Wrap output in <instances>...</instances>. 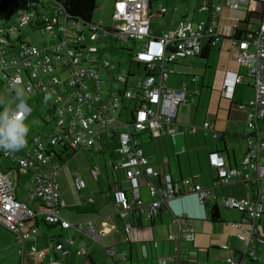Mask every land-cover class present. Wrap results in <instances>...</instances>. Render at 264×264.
<instances>
[{
    "label": "built area",
    "instance_id": "built-area-1",
    "mask_svg": "<svg viewBox=\"0 0 264 264\" xmlns=\"http://www.w3.org/2000/svg\"><path fill=\"white\" fill-rule=\"evenodd\" d=\"M259 1L263 9L254 33L243 39L234 38L236 61L245 67L246 73L227 71L223 84V94L227 97H233V90L239 83L252 82L255 88L254 98L239 107L251 108L247 121L256 138L248 141L250 149L243 157V166L255 172L258 182L264 180V140L257 126V121L264 118V0ZM250 3L251 0H228L229 7L234 10L249 9ZM150 5L151 0H117L112 19L116 23L121 21V25L105 26L102 20L96 23L72 18L55 0H0V74H3L2 85L5 86L0 94V155L11 158L21 171L33 173L27 201H40L41 204V210L37 211L28 202L20 200L7 168L0 166V224L14 233L21 244V264H27L25 241L38 233V225H30L31 220L40 215L48 225L62 228L72 225L60 212L59 175L63 166L54 159L55 147L100 148L103 132L119 122V156L113 162V169L127 174L132 196L116 186L113 198L122 217H133L125 223L127 233L133 228L134 219L144 214L154 217L165 203L185 193L171 175L161 178L160 169L151 165L149 156L134 135L147 130L154 136L175 135L180 131L177 122L179 105L194 102V98L186 83L180 88L165 83L174 72L170 64L200 55L206 40H211L212 45L218 44L225 33L220 23L224 6L216 3L211 7L202 5L200 10L213 13L211 19L196 25L181 20L174 29L154 36ZM167 10L166 6L159 9L162 14ZM241 20L230 25L226 32L234 36ZM25 28L28 33L38 31L44 38L43 44L23 41ZM145 39L143 48L131 51V62H136L138 68L143 65V74H136L132 69L119 70L107 59L109 51L106 55L97 54L104 51L100 43L110 47L114 40L136 42ZM3 93L10 97L9 103ZM34 96H39L48 108V114L41 115V118L45 123H52L50 133L42 131L30 136L25 128L36 111L30 103ZM125 98L135 101L131 121L120 119L118 113ZM204 127L213 129L214 138L220 137V132L209 121ZM6 139L12 141L10 147L5 146ZM210 161L216 169L212 185L195 184L192 188L203 205L217 187L240 180L248 184L252 178L238 168L226 167L224 157L217 152L210 154ZM158 177L161 178L160 184L155 183ZM142 180L154 198L149 204L140 199ZM76 181L79 187L85 185L81 178ZM218 206L244 213L245 218L234 227L238 229L239 239L246 244V252L250 253V243L254 239L264 245V236L254 225L256 220H264V190L260 189L253 197L225 196L218 201ZM85 231L97 241L102 234L94 219L86 221ZM196 236V228L192 225L182 227L177 235H170V240L177 243L175 253L160 258V263L181 264L180 241H194ZM74 245V239L67 237L55 241L54 248L67 255ZM221 247L231 248L228 243ZM30 251L45 256V251L38 250L34 244ZM76 251L82 255L87 250L80 247ZM250 257L256 259L255 253ZM226 264L246 262L244 257L232 253L226 257Z\"/></svg>",
    "mask_w": 264,
    "mask_h": 264
},
{
    "label": "crops",
    "instance_id": "crops-1",
    "mask_svg": "<svg viewBox=\"0 0 264 264\" xmlns=\"http://www.w3.org/2000/svg\"><path fill=\"white\" fill-rule=\"evenodd\" d=\"M219 1L221 2H216V4L224 6L220 15V23L224 26L225 33L206 59L207 63L202 78L199 77L198 79V76L193 75L187 80L184 79L183 76L187 75L185 73L188 66L186 60L190 58L188 57L170 64V68L174 72L165 81L168 86L174 88H180L184 83L187 84L189 92L193 94L194 102L198 101L195 117L188 123L180 119L182 104L193 103L191 101L182 102L178 108L177 119L181 129L175 135H163L153 139L150 138L149 134L141 135L139 138L138 135H135L138 143H141L145 148L151 165L160 169L161 178L166 174L171 175L174 182L179 184L182 192L186 194L172 198L154 217L150 218L144 214L141 218L134 219V226L127 233L125 223L131 221L133 217L131 215L122 217L120 208L113 198V189L118 186L113 184V177L116 175L113 162L119 156V132L121 129L119 122H116L109 131L103 132L100 148H79L74 152L72 149H68L62 154L64 147L59 146L56 150L58 155L62 156L57 157L55 154L54 159L61 162L63 166L59 175L60 212L72 225L68 228L51 226L46 224L40 215L36 220H31L30 225H38H36L38 233L24 243L27 264H159L158 258L175 253L177 243L170 240V235H177L181 228L186 225L195 227L197 236L194 241H180L179 258L181 264H226V257L232 253L244 257L246 262V255L250 256L253 252L255 255L257 254L258 250L251 247V243L257 240L251 241L250 253L246 252V244L239 239L238 229L234 227L235 223L241 222L245 218L243 212L240 211L241 216L236 217L234 213H223V210L232 208L219 206L222 221L211 222L208 219L207 208L192 191L195 184H202L207 187L212 185L216 176V169L213 168L210 161V154L213 152L224 157L226 167L238 168L242 173L250 174V178H252L248 184L240 180L217 187L207 201L218 205V201L225 196L253 197L260 189L263 190L262 186L264 185V180L258 182L255 178V172L243 166V157L250 149L248 141H255L256 136L254 132L247 133L242 128L244 124L248 123L247 114L251 108L241 109L239 106L240 104H248L254 98L255 88L252 82L239 83L234 90L233 97H227L223 94V84L227 71L246 73L245 67L240 66L236 61L237 47L234 44V37L226 30L238 19H242L239 22V28H250L248 25L254 17L261 18L263 4L259 2L261 3L260 8L256 12L252 10V5L246 10H234L229 7L228 0ZM150 8L153 14V0ZM206 12V19L204 20H208L210 16V12ZM188 21L197 24L202 20ZM177 25L172 24L169 30L174 29ZM151 31L156 33L152 28V20ZM131 64L133 65L132 62ZM198 80L200 81L197 82ZM249 88L251 91L248 90ZM130 111L131 113H126L124 117L123 111L119 113L120 119L131 121L134 110L131 109ZM261 120L264 118L257 121V126ZM206 121H209L220 132L219 138L213 137L212 128L204 127ZM259 131L261 135V128ZM261 138L264 140L262 135ZM84 150L101 154L103 163L90 170V175H87V182L81 174L82 168L78 166L75 169V166L72 165L75 160L74 157H77ZM173 162H176L175 167ZM68 168L70 170L75 169L73 174L69 172ZM10 169H7L9 174ZM17 173L18 184L15 186L18 198L40 211V201H27L26 197L33 181V173L21 171L19 168H17ZM84 173L87 174V172ZM77 178H81L85 185L79 187ZM161 178H156L155 183L160 184ZM189 179L192 180L191 183H189ZM21 181L24 182V185H21ZM139 191L143 203L149 204L154 200L149 186L143 183V180ZM89 219H94L96 228L102 232L99 241L94 240L85 231V223ZM254 225L260 233V225H264V220H256ZM0 226L4 227L1 224ZM67 237L74 239L75 245L69 254L64 255L61 250L54 248V243ZM224 243H228L231 248L223 249L221 245ZM243 243L245 249L241 247ZM33 244L37 246L38 250L45 251L44 257H40L38 252L30 251ZM4 247L12 248L11 254L14 255L17 250L16 247L20 251L21 244L16 235L11 232L9 241L4 244ZM80 247L86 248L85 254H78L76 250ZM17 254L18 264H21V254L20 252Z\"/></svg>",
    "mask_w": 264,
    "mask_h": 264
},
{
    "label": "rangeland",
    "instance_id": "rangeland-1",
    "mask_svg": "<svg viewBox=\"0 0 264 264\" xmlns=\"http://www.w3.org/2000/svg\"><path fill=\"white\" fill-rule=\"evenodd\" d=\"M213 3H220L219 0H153V15H155L152 18V28L153 31L156 32L155 34L152 33V35L161 36L164 31L169 30V28L172 26V24H178L181 20H191V21H200L206 19V11L200 10V7L202 5H205L209 2ZM115 0H97V7L95 10V14L93 17L94 22L98 23V21L102 20L104 21L105 26H114L116 24L121 25L120 22H115L112 19V13H113V4ZM212 3V4H213ZM260 4L257 1H251L250 5H252V10L256 11L258 8H260ZM166 6L168 8V11L164 15L157 16V10L161 6ZM5 12V10H4ZM260 12V11H258ZM260 17L257 19L254 17L251 20L250 28L256 29L259 24ZM28 28H25L22 37L23 41L32 40V42L41 45L44 42V38H42L38 31H32L31 33L27 32ZM143 40H137L136 42L130 41L126 42L124 40H114L111 43V46H107L106 43H100L99 46L104 49L103 52L97 53L99 56L106 55L107 51H109V55H107V59L110 60L113 64L117 66L119 70H131L133 72H136V74L140 73L143 74L144 72V66L142 65L137 69V63L135 62L133 65L131 64V51H137L138 49L143 48L145 42ZM128 46V47H127ZM187 62V71L184 75V79L187 80L193 75L198 76L202 78L203 73L205 71L207 60L203 58H195L190 57L186 60ZM3 75V74H2ZM0 74V94H1V88L5 87L2 85L3 77ZM198 80L197 82H199ZM189 82V80H188ZM187 82V83H188ZM2 85V86H1ZM94 89V87H92ZM250 90V88L248 89ZM251 91V90H250ZM195 92V91H194ZM6 102H10V97L7 96L5 93L2 95ZM124 98V97H123ZM198 102V101H197ZM197 102L193 103H183L181 110H180V119L183 121H191L193 117H195L196 109H197ZM30 103L36 108V111L34 113V116H32L29 119V122L26 124L25 128L29 132L30 136H35L40 134L42 131H47L50 133L52 131V123L48 124L45 123L44 120L41 118V115L48 114V108L44 104V102L40 99L39 96H34L30 98ZM0 105L2 106V102H0ZM135 108V101L130 100L129 98H125L122 102V106L119 107L118 113H121L123 111V117L126 116V113H131V109ZM130 109V110H128ZM243 125V124H242ZM260 126V127H259ZM258 129L261 128L262 132L261 135L264 137V120L259 121ZM244 129V132L251 133L252 130L249 128L248 123L244 124L242 126ZM148 134V132H140L137 133L138 138L141 135ZM214 139V138H213ZM4 144L6 147H10L12 145V141L9 139H6L4 141ZM210 146V144H209ZM101 154L92 153L90 150H84L82 153H80L77 157H74L75 160L73 161L72 165L75 166V169L79 166L82 168V175L85 177L86 182L88 181V176L90 175V170L96 167L98 164L102 165L101 161ZM76 161V164H75ZM262 161L264 163V153L262 154ZM175 163L174 167H175ZM209 163V162H208ZM0 166L6 167L7 169H10L11 178L15 185L18 184L16 177H17V166L15 162L9 158L5 157L4 155H0ZM75 169L70 170L68 168L69 172L73 174ZM83 172H87L83 174ZM88 175V176H87ZM90 181V179H89ZM192 180L189 179V183H191ZM21 185H24V182L21 181ZM27 185V184H25ZM264 190V185L262 186ZM224 214H232L234 213V216H241V212L237 209H227L223 210ZM8 230V229H7ZM6 228L0 226V264H18L19 258H18V247L15 254L12 255V248L4 247V244H6L9 241V236L11 235V232L7 231ZM260 234L264 236V225H260ZM243 242V241H242ZM94 243V242H92ZM96 244V243H95ZM242 248L245 249V244L243 243ZM251 247L253 249L258 250L256 254V259H253V257H250L249 255H246V263L247 264H264V245L259 243L258 241H253L251 243ZM15 256V257H14Z\"/></svg>",
    "mask_w": 264,
    "mask_h": 264
},
{
    "label": "trees",
    "instance_id": "trees-1",
    "mask_svg": "<svg viewBox=\"0 0 264 264\" xmlns=\"http://www.w3.org/2000/svg\"><path fill=\"white\" fill-rule=\"evenodd\" d=\"M55 1L58 2L59 4H61L66 9V11L69 13V15L72 18L81 19V20L88 21V22L93 20V17H94V14H95V10H96V7H97L96 6L97 5V0H55ZM251 1L260 2L259 0H251ZM151 2H152V0H151ZM212 3L213 2L210 1L209 3H207V5L209 7H211L214 4V3L213 4ZM156 15L157 16H159V15L161 16L163 14L160 13V11H158ZM212 15H213V13L210 12L209 19L212 18ZM154 16L155 15H153L151 13V20H152V18ZM250 25H248V26H250ZM254 30L255 29H252V28L250 29L248 27H247V29L238 28V29H236L235 35L233 37L235 39H243V38L248 37V35L250 33L253 34ZM204 43L205 44H204L202 53L200 55L196 56V57L207 59L209 57L210 52L215 49L216 45H212L211 44V40H206ZM138 104H141V101H138ZM146 132H148L150 138H152V139L160 137V136H163V135L154 136L153 133L151 131H149V130L145 131V133ZM135 135H137V134H135ZM139 145L143 147V145L141 143H139ZM63 147H64V150L62 151V154H63V152H66V150L71 149V148L66 147V146H63ZM57 148L58 147L54 148L53 154L54 155L56 154L55 156H57V157L62 156V155H58L57 150H56ZM72 150L74 152L76 149H72ZM144 150H145V148H144ZM126 175L127 174L124 173L123 170L122 171H117L116 175L113 177V184L114 185H118V187L124 188L127 191L128 195L131 197L132 196V188L130 186H127V185H130V183L128 182V178H127ZM194 179H195V177H194ZM242 190H243V187H242ZM164 205H167V203H165ZM205 206H206L207 211H208V219L211 222L222 221L221 209H220V207L217 204H213L211 201L210 202L209 201H205ZM165 257H167V256H165ZM165 257H161V258H165ZM159 260H160V258H158V263L161 264ZM166 264H175V263L169 261Z\"/></svg>",
    "mask_w": 264,
    "mask_h": 264
},
{
    "label": "clouds",
    "instance_id": "clouds-1",
    "mask_svg": "<svg viewBox=\"0 0 264 264\" xmlns=\"http://www.w3.org/2000/svg\"><path fill=\"white\" fill-rule=\"evenodd\" d=\"M236 88V87H235ZM235 88H234V90H235ZM234 90H233V94H234ZM204 205H205V203H204ZM206 207V206H205Z\"/></svg>",
    "mask_w": 264,
    "mask_h": 264
}]
</instances>
